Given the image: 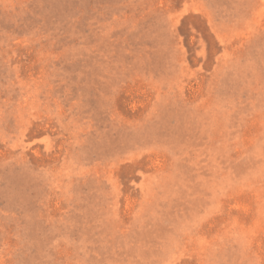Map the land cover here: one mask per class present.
<instances>
[{"label":"rangeland","instance_id":"1","mask_svg":"<svg viewBox=\"0 0 264 264\" xmlns=\"http://www.w3.org/2000/svg\"><path fill=\"white\" fill-rule=\"evenodd\" d=\"M0 264H264V0H0Z\"/></svg>","mask_w":264,"mask_h":264}]
</instances>
